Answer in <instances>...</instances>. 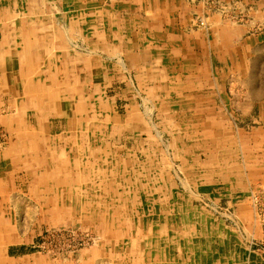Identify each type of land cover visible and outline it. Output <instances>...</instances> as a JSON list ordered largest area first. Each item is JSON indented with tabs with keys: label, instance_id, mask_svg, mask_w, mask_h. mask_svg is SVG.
Returning a JSON list of instances; mask_svg holds the SVG:
<instances>
[{
	"label": "crops",
	"instance_id": "crops-1",
	"mask_svg": "<svg viewBox=\"0 0 264 264\" xmlns=\"http://www.w3.org/2000/svg\"><path fill=\"white\" fill-rule=\"evenodd\" d=\"M243 1L264 15V0ZM201 11L199 0H0V264H51L38 233L72 222L103 241L77 264H191L183 208L168 213L175 189L152 166L167 158L162 136L179 130L177 145L192 126L208 144L231 139L228 113L264 106L251 85L264 32L217 15L195 30ZM118 199L132 215L110 230Z\"/></svg>",
	"mask_w": 264,
	"mask_h": 264
},
{
	"label": "rangeland",
	"instance_id": "rangeland-1",
	"mask_svg": "<svg viewBox=\"0 0 264 264\" xmlns=\"http://www.w3.org/2000/svg\"><path fill=\"white\" fill-rule=\"evenodd\" d=\"M199 2L202 11L192 21L195 30L207 29L208 16L217 15L222 21L239 26L254 24L256 31L264 32V15H249L243 0ZM251 85L257 89L259 105L263 104L264 77L254 78ZM247 108L246 116L230 117L228 113L236 133L231 139L220 137L217 142L208 144L199 137L198 129L192 130L191 126V130L185 129L182 133L183 143L176 145L172 139L181 132L173 129L170 134L168 131L169 135L162 136L167 158L152 159L154 170L168 171L169 183L175 189L173 195L168 194L176 201L169 205L168 213L177 214L174 211L180 201L182 215L187 220L183 245L189 259L186 258L185 263L264 264V106ZM147 113H152L154 121L158 120L157 112ZM140 160L144 162V158ZM105 161L110 164L112 160ZM155 175L152 189L158 182ZM127 192L129 199L134 197L131 190ZM156 193L154 190L153 194ZM122 201H115L118 205L113 209L114 215L113 212L106 215V227L110 230L120 227V223L116 224V214L122 220V229L130 222L125 219L132 215L129 209L133 211V207L123 205ZM138 209L159 214L162 208L137 206ZM38 234L36 251L51 264H77L84 252L99 249L103 244L99 234L79 222L57 228L42 225ZM121 261L124 262L123 256Z\"/></svg>",
	"mask_w": 264,
	"mask_h": 264
},
{
	"label": "built area",
	"instance_id": "built-area-1",
	"mask_svg": "<svg viewBox=\"0 0 264 264\" xmlns=\"http://www.w3.org/2000/svg\"><path fill=\"white\" fill-rule=\"evenodd\" d=\"M2 116H3V113L0 112V122H1ZM6 140H7L6 134L4 133V130L1 127V123H0V149L5 145Z\"/></svg>",
	"mask_w": 264,
	"mask_h": 264
}]
</instances>
